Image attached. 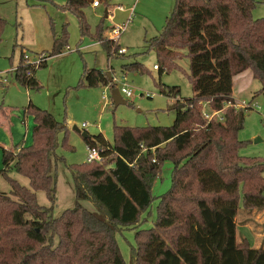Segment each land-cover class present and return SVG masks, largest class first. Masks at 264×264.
I'll list each match as a JSON object with an SVG mask.
<instances>
[{
  "label": "trees",
  "instance_id": "trees-1",
  "mask_svg": "<svg viewBox=\"0 0 264 264\" xmlns=\"http://www.w3.org/2000/svg\"><path fill=\"white\" fill-rule=\"evenodd\" d=\"M95 0H66L64 10L76 14L80 31L87 33L83 9ZM104 3L106 0H97ZM264 3V0H259ZM254 0H174L162 31L147 41L160 62L159 75L184 52L189 58L188 79L193 96L174 103L169 126H114L113 141L101 133L84 138L87 146L103 148L101 161L69 166L75 205L52 215L56 200L57 135L65 125L51 112L28 104L33 143L16 151L1 147L0 170L9 193L0 191V263L8 264H126L116 234L135 227L151 204V187L165 160L173 163L170 189L158 197L152 227L138 229L132 264H264V247L236 240L239 208L264 210V161L239 154L238 139L244 110L235 108L233 77L250 70L264 92V18L253 19ZM108 15V12H107ZM5 22L0 18V36ZM99 27L91 35L108 58L123 55L118 42L104 41ZM65 39L53 38L48 56L61 52ZM35 67L20 63L15 80L40 87ZM125 72H145L138 61L124 64ZM81 83L113 88L98 68L84 67ZM160 92L178 96L177 86ZM224 109V121L206 120L201 102ZM228 105V106H227ZM28 180L21 184L7 173ZM43 191L50 206L40 205ZM89 200L94 209L83 201Z\"/></svg>",
  "mask_w": 264,
  "mask_h": 264
},
{
  "label": "rangeland",
  "instance_id": "rangeland-1",
  "mask_svg": "<svg viewBox=\"0 0 264 264\" xmlns=\"http://www.w3.org/2000/svg\"><path fill=\"white\" fill-rule=\"evenodd\" d=\"M254 1L256 4L251 11L252 18H264V3ZM65 2L66 0H0V18L5 22L0 36V146L12 148L33 143L34 121L32 114L26 110L29 103L51 112L65 125V130L57 135L56 153L64 161H59L56 165V200L52 210L54 217L75 205L69 166L85 162L87 144L82 133L90 136L101 133L112 143L114 126H169L175 118V101L193 96L188 79L187 54L184 52L180 59L159 75L158 70L153 69L154 64H160L156 53L152 49H146L147 41L162 31L174 0H106L98 8L86 7L83 9V19L88 28L85 34L80 31V21L76 14L62 8ZM118 5L123 6V10H117ZM105 9L109 12L107 17H104ZM123 24L125 29L114 42L125 48L126 53L108 58L101 43L91 35L101 27L104 41H107L111 27ZM54 37L65 39V45L59 54L48 56ZM21 52L23 64L48 56L46 63L34 72L40 85L38 89L20 85L14 78V71L11 69L19 65ZM135 61L145 67V72L122 70L124 64ZM32 64L35 66L36 63ZM84 67L101 69L107 77L108 72L115 82L113 88L118 87L126 77L133 95L127 97L121 94L125 103L115 106L110 88L102 85L88 87L81 83ZM172 86L179 88L178 96L170 97L160 92L161 88ZM233 89L235 102L246 100L260 107L244 110L243 125L237 134L238 139L243 142L239 154L264 161V92L260 91L261 83L253 78L248 69L234 76ZM147 93L151 96H146ZM172 169V161L165 160L158 176L154 178L151 204L148 211L141 215V219L145 220L116 234L126 264H132L131 250L136 246V231L152 227L156 220L158 197L170 189ZM7 175L25 186L28 185V180L13 170ZM0 191H10V185L2 173ZM36 197L40 205H51L43 191H37ZM83 204L94 209L89 200L83 201ZM238 212L239 221L245 216L246 210L240 207ZM243 231L238 224V241L240 232ZM8 262L2 261L0 264Z\"/></svg>",
  "mask_w": 264,
  "mask_h": 264
},
{
  "label": "built area",
  "instance_id": "built-area-1",
  "mask_svg": "<svg viewBox=\"0 0 264 264\" xmlns=\"http://www.w3.org/2000/svg\"><path fill=\"white\" fill-rule=\"evenodd\" d=\"M93 7H97L99 5L98 1L95 0L92 2L91 4ZM116 9L117 10H123V6L121 5H118L116 6ZM127 22H129V18L127 19ZM125 29V24L123 25H113L111 27V30L109 32L110 34V39L112 40H118L119 36H120V33L122 31H124ZM126 52V49L121 47L119 50H118V53H125ZM45 56H42L40 57L38 60H36L35 62H28V63H25L23 65H33L32 63H36L35 64V67H37L41 61L44 59ZM16 68H12L11 71H14ZM153 69H157V65L154 64L153 65ZM3 82L5 81V79L2 80ZM118 89H119V92L120 94H125L127 97H130L133 95V90L132 88L128 85V83L126 82V77L123 78V81L120 82L118 85H117ZM108 88V87H106ZM105 95V93H104ZM103 95V96H104ZM146 96L150 97L151 95L150 94H146ZM104 98H106V96H104ZM228 105H233L235 108H241L243 110H247V109H252V108H257V109H260L259 105L258 104H253L251 103L250 101H246V100H241V101H237L233 104H228ZM227 105V106H228ZM201 115L202 117L206 120V122H210V121H220V122H223L224 121V109H213L209 103L207 101H203L201 102ZM204 106H208V108H205ZM104 158L103 156V148H101L100 146H87V152H86V158H85V161L87 162H90V161H101L102 159Z\"/></svg>",
  "mask_w": 264,
  "mask_h": 264
},
{
  "label": "crops",
  "instance_id": "crops-1",
  "mask_svg": "<svg viewBox=\"0 0 264 264\" xmlns=\"http://www.w3.org/2000/svg\"><path fill=\"white\" fill-rule=\"evenodd\" d=\"M101 5V3L97 7L93 8H98ZM109 16V12H108ZM126 53V52H125ZM156 70V69H154ZM234 77H233V87H232V95L234 97ZM2 148H6L4 146H0ZM21 146H14L12 148H6L11 151L18 150ZM239 211V210H238ZM238 213L235 217V222H236V235H237V226L238 224L241 226V228L244 229L243 232H240V240L246 239L251 247L258 248V247H264V210H251V211H246L244 213V217L238 221ZM248 233V234H247ZM237 240V236H236ZM238 241V240H237ZM238 241V242H239Z\"/></svg>",
  "mask_w": 264,
  "mask_h": 264
},
{
  "label": "water",
  "instance_id": "water-1",
  "mask_svg": "<svg viewBox=\"0 0 264 264\" xmlns=\"http://www.w3.org/2000/svg\"><path fill=\"white\" fill-rule=\"evenodd\" d=\"M104 17H107V10L106 9H105ZM106 73L109 76L108 77L109 81H112V77L109 75L108 72H106ZM110 96H111V99H112L115 106H117L120 103H125V100L122 98V96L119 92V89L117 87L112 88L110 90ZM75 129L78 130L76 127H75ZM82 136H83V138H86L88 135L86 133H82Z\"/></svg>",
  "mask_w": 264,
  "mask_h": 264
}]
</instances>
